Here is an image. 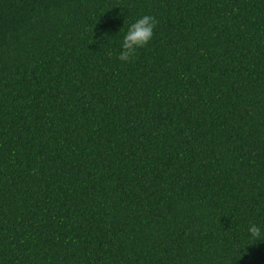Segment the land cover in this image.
I'll list each match as a JSON object with an SVG mask.
<instances>
[{
    "label": "trees",
    "instance_id": "1",
    "mask_svg": "<svg viewBox=\"0 0 264 264\" xmlns=\"http://www.w3.org/2000/svg\"><path fill=\"white\" fill-rule=\"evenodd\" d=\"M250 224L264 0H0V264H264Z\"/></svg>",
    "mask_w": 264,
    "mask_h": 264
},
{
    "label": "clouds",
    "instance_id": "2",
    "mask_svg": "<svg viewBox=\"0 0 264 264\" xmlns=\"http://www.w3.org/2000/svg\"><path fill=\"white\" fill-rule=\"evenodd\" d=\"M155 28V19L149 14H144L131 23L127 27L122 41L120 42L121 50L119 52V60L122 63H128L133 60L137 51L151 42ZM262 237H264V228L257 224H250L248 226L246 236L248 240H257L261 242L264 241Z\"/></svg>",
    "mask_w": 264,
    "mask_h": 264
}]
</instances>
